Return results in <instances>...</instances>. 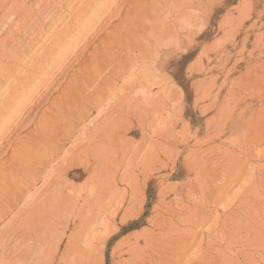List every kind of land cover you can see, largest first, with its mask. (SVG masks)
I'll return each instance as SVG.
<instances>
[{
	"label": "rangeland",
	"instance_id": "obj_1",
	"mask_svg": "<svg viewBox=\"0 0 264 264\" xmlns=\"http://www.w3.org/2000/svg\"><path fill=\"white\" fill-rule=\"evenodd\" d=\"M61 1L0 0V264H264V0L167 4L84 92L135 0Z\"/></svg>",
	"mask_w": 264,
	"mask_h": 264
},
{
	"label": "bare ground",
	"instance_id": "obj_2",
	"mask_svg": "<svg viewBox=\"0 0 264 264\" xmlns=\"http://www.w3.org/2000/svg\"><path fill=\"white\" fill-rule=\"evenodd\" d=\"M47 1L48 0H46V2ZM62 1L64 2V0ZM196 1L198 0H135L126 4L127 6L124 7L125 9L123 10L122 15L119 16L120 19H118V25L111 28V32H109L106 37L102 41H100L99 46L95 47L94 50L87 56L88 58L79 65L80 69L78 70V72L81 76V87L79 88V91L84 92L85 90L89 89V85L93 86V83L97 81L100 82L97 85H101V82H107L108 79H110L108 75H113L124 66L132 67L131 63L135 59H139L145 56L146 52L143 48V45L146 41V37L152 39L155 35V28L160 21L157 13L161 12L167 4L170 3L173 7L186 5L190 6ZM150 21H152V25L150 24ZM146 46L148 47V45ZM104 71H107L106 77L103 74L101 75V73ZM100 75L101 77L99 78ZM76 79L74 81H76ZM101 86H103V84ZM94 91H98V88L96 87V90ZM85 97L80 99H76L75 97L70 98L67 101H63L62 106H65L66 102L81 105L86 101ZM87 97H89V95H87ZM30 157L31 155L28 151H26V155L19 156L18 159L21 162L22 167H30V165L32 164V159ZM27 182V178L22 179L20 184L24 186ZM16 187L17 183H15L10 177H8V175H3L2 178H0V207L4 206L6 204V200L12 194L17 192ZM132 252L134 253L135 257L134 255H132L133 253L131 255L134 257V259L137 260L136 264H143L144 261L141 260L142 257L140 258L139 252H137V250L135 252L133 250ZM142 254L143 253H141V255ZM154 258L156 259V257ZM130 262L132 263L133 261ZM130 262L127 264H130Z\"/></svg>",
	"mask_w": 264,
	"mask_h": 264
}]
</instances>
